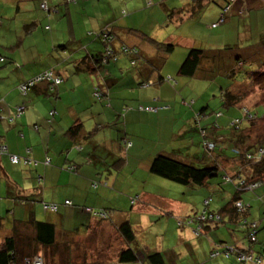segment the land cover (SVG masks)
<instances>
[{
	"label": "crops",
	"instance_id": "1",
	"mask_svg": "<svg viewBox=\"0 0 264 264\" xmlns=\"http://www.w3.org/2000/svg\"><path fill=\"white\" fill-rule=\"evenodd\" d=\"M54 1L52 0L53 3ZM144 1L126 0L123 5L128 8L125 18L120 15L123 7L117 0H78L76 5L67 6L57 3L63 11L61 19L64 17L66 29V32L58 36V29L55 27L60 19L55 13L48 17L40 12L42 0H0V49L5 47L2 55L0 54L4 57L0 61V100L3 98L5 101L2 104L4 110L21 102L26 105L20 117L0 124V135L10 152L28 154L31 159L38 161H42L45 156L50 157L48 165L38 163L27 167L13 165L5 155H0V243L13 233V227H17L18 237H23L20 244L27 238L32 242L33 220L46 221L53 223L56 231L58 248L54 249L52 261L65 260L68 264H73L79 254H83L80 259L85 255L89 256L91 252L94 254L91 250L94 248L97 249L94 262L104 264L110 259L100 258V248L104 246L106 253L107 248L116 247L115 239L121 247L131 245L117 230L121 222L128 221L133 228H142L153 221L154 217L163 216V212L177 214V221L183 222L188 216L194 219L200 213L198 207L201 203L196 199L213 197L215 193H219L224 208L235 196L232 186L222 185L218 178L209 180L203 186L182 185V192H177L180 188L166 182L170 180L157 178L148 172L150 161L156 154L170 155L188 163L193 159L202 163V166L213 165L214 159L207 158V155L200 158L199 150H192L185 138L187 135L195 137L193 133L198 134L195 114L199 110L192 107L193 100L182 97L178 91L176 93L172 88L174 85L170 86L161 76L181 75L178 68L191 46L207 49V56L202 59L191 79L195 76L213 77L214 69L219 67L226 75L236 64L242 62L243 66L246 62H252L245 55L247 53L251 57L250 50H240L238 46L241 44L237 45V41L231 43L233 47L229 44H223V48L208 46L207 42L214 37L220 39L221 33L215 34V27H210L211 25L205 28L206 26L194 24L197 15L210 6L213 8H210V13L205 14L204 19L214 22L221 7L229 0H202L204 7L197 9L194 15L186 13L181 19L172 21L166 19L170 10H190L191 0H151L149 8L144 6ZM214 2L216 4L212 5ZM263 5L264 0H232L229 8L232 16L228 18L226 15L225 21L232 22L233 15H238L237 24L241 26L237 28L236 39L243 44L255 38L254 30L257 31V25L253 26V23L258 24V8ZM96 7L99 10H87ZM46 25L54 29L47 30ZM106 26H110L114 32L116 48L122 43L138 48L135 64L131 65L130 58L125 54H120L116 61L105 65L93 60L92 55L101 50L102 44L88 40L84 33ZM76 27L81 29L82 41L73 36ZM11 30L14 32L13 37L8 34ZM133 30L140 31V34ZM203 32L205 34L201 35ZM147 36L159 42L174 44L163 62L162 54L147 40ZM42 39L46 46L40 48L38 44ZM59 41L62 45H59ZM84 45L88 48V53ZM252 46L257 51V42ZM237 55L241 56V61L235 60ZM242 56H245L244 61ZM16 62L19 65L15 69ZM261 65L259 63L258 67ZM46 68H53L63 79L57 91L49 92L45 83H39L25 97L20 96L16 85ZM252 70L257 71V67ZM96 86L103 92L100 99L93 95ZM244 97L239 101L240 106L243 105ZM207 108L208 103L202 108L206 111L203 110L205 114L200 117L198 126L205 128L209 140L215 139L216 143L227 140L232 135L225 137L211 127L210 123L215 119ZM52 109L55 113L50 115L49 111ZM167 119L182 122L175 133V121L171 122L172 131L168 142L163 137ZM223 122L220 126L227 124ZM76 123L80 125L71 133L70 127ZM125 140L130 141L126 147ZM120 158L123 161L117 164ZM228 161L218 163L219 169L234 174L236 169L241 168L239 160ZM71 164L76 169L66 170L65 166ZM124 167L126 177L118 187L117 173L123 171ZM19 175L22 176V181L18 180ZM37 177H41L42 184ZM104 180L106 183L111 182L113 187L91 185L94 181L101 183ZM133 180L137 182L133 184ZM162 186L164 188L160 191H154V188ZM205 187L209 188V192ZM116 188L137 196L133 204L129 201L130 195L126 197L130 205L128 211L117 209L115 201L118 198L124 199L125 195ZM174 188H177V196L173 195ZM188 196L193 197V201L197 203L187 200ZM239 199L249 206L245 217L259 222L257 242L252 247L264 254V183L253 190L241 189ZM65 200H70L71 205H63ZM110 200H114V203H108ZM42 202L57 203L59 208L56 212L43 210ZM85 207L106 210L107 218L92 216L84 210ZM222 207L216 211L210 208L208 210L222 212ZM222 214V221L201 224L203 234H206V252L207 249L224 244H234L239 248L248 244L246 227L241 224L237 211L230 213L225 210ZM220 224H224L226 230L220 228L223 231L215 232ZM179 227L177 238L182 251H185V247L194 246L197 249V244L190 242L193 230L185 228L187 225L183 224ZM92 230L95 234L90 233ZM113 232H117L118 236L111 240ZM216 233L225 238L226 242L221 241ZM41 248L43 247L38 245L40 254ZM159 248L157 250L162 253L165 264H177L174 262V250L164 252ZM145 250L143 254L153 249L146 247ZM63 256L64 259H60ZM205 257L208 260L204 264H251L236 261L233 256L225 258L218 255L209 258L206 254ZM115 261L113 263L118 264V257Z\"/></svg>",
	"mask_w": 264,
	"mask_h": 264
},
{
	"label": "trees",
	"instance_id": "2",
	"mask_svg": "<svg viewBox=\"0 0 264 264\" xmlns=\"http://www.w3.org/2000/svg\"><path fill=\"white\" fill-rule=\"evenodd\" d=\"M78 0H64L59 5H76ZM42 2H45L43 0ZM151 0H145L144 6L146 8L151 7ZM41 4V3H40ZM66 4V5H65ZM232 0H229L226 2L224 7L231 6ZM59 5H52L51 7H47V15L50 16L53 13H57L56 15L59 17L60 21H57L55 29H58L59 25H64L63 22H61V15H58V13L63 11L59 8ZM205 4L202 3V0H191L190 2V10H170V12L167 14V21L169 20H179L184 16L186 13H188L189 16L194 15L198 10L202 9ZM41 6V5H40ZM223 7V8H224ZM43 7L42 9H44ZM222 8L221 12L223 14L224 20L226 19V11ZM198 9V10H197ZM197 10V11H196ZM44 11V10H43ZM122 17H126L127 11L122 8V12L120 13ZM176 14L178 16H176ZM165 19V20H166ZM220 19V16L218 17ZM223 20V21H224ZM219 21V20H218ZM217 20L215 22L211 23V27H215L219 22ZM214 23H217L216 25H212ZM50 25V24H49ZM46 25L45 29H52L51 26ZM54 29V28H53ZM26 30V29H25ZM81 29L76 27L74 28L73 36L74 38H77L78 41H82V34L80 33ZM103 32H106L108 36H103ZM133 32H137L140 34V31L133 30ZM84 36L88 37V40L95 41L96 43L100 42L101 50L98 51V53L93 54L92 58L96 62H98L100 65H105L109 62L116 61L120 54L127 55L129 59V63L131 65L135 64L138 59L139 50L136 46H128L126 44H120L119 48H116L114 44L115 35L110 26L101 27L98 29H91L87 30V32L84 33ZM147 40L150 41V43L155 47L156 50L159 51V53L162 54V62L167 58L168 54L172 51L174 48V44L172 42H166V41H156L150 37L147 36ZM257 51H260L262 53V60L259 62L261 67L259 68L257 66V71L249 70L246 72H240V68H238L241 63L236 64L235 68H232L230 72L227 75L230 79V84L227 87L221 88L220 98L221 103L224 107H231V106H237L239 105V101L241 98L244 97L243 90H241V87H244L241 85L242 83L245 84L246 82L258 83L260 82L261 78L264 77V52L261 51L262 48H264V28L260 27V31L258 32L257 36ZM60 43V41H59ZM99 44V43H98ZM58 45V44H56ZM59 45H62L61 43ZM64 45V44H63ZM66 45V44H65ZM247 44L245 47L248 48L251 52H255V49H252L254 46V43L251 45ZM241 46H238V48ZM134 48V49H133ZM85 51L88 53V48L86 45H84ZM236 49V48H235ZM109 51V52H108ZM135 51V52H134ZM207 49L191 46L189 47L185 57L183 58L182 62L180 63V66L178 68V72L181 75L192 77L195 72L198 70L199 65L207 55H206ZM108 52V53H107ZM250 53V52H249ZM241 61V56L235 58V60ZM4 57L1 56L0 61H3ZM244 61V60H243ZM244 65V64H243ZM51 72L55 77L59 78L58 82H49L44 80L34 81L32 85H29L25 92H22L20 90V85L22 83H26L29 80H35L36 77H38L40 74H43L44 72ZM169 75L161 76V79L165 82L173 85L176 83L175 80L167 79L166 77ZM63 79L62 77L54 71L53 68H46L44 70H41L40 72L30 76L29 78L24 79L23 81L19 82L16 85L17 91L20 96L25 97L28 92L34 88L39 83H45L47 85V90L49 92H56L59 85L62 83ZM145 84H147L145 82ZM233 86V88H232ZM240 88V89H239ZM234 90V91H233ZM93 95L95 98L100 99L103 95V92L99 89L98 86H96L93 90ZM4 99L1 98L0 100V124L2 122H12L16 118L20 117L22 113L24 112V109L26 105L24 103H19L17 105H14L12 108H8L4 110L2 107V104H4ZM259 102L253 103L254 105H239L238 107L241 108L242 111V117H236L233 118L231 123H229L230 128L235 131L231 133V137L228 138L230 140V145L227 148V151L222 148H218V145L216 143V140H209L205 133V128L198 126V121L202 115L205 113L203 112L204 107H201L198 109L199 111L196 112V123L198 127V131L203 137L201 139V144L204 149V153L207 155V158L214 159L213 165L209 166H195L188 162L181 161L180 159H177L170 155H164V154H156L150 161V164L148 166V172L151 175L161 177L168 179L170 181H173L178 184L182 185H188V184H195L197 186H203L208 183V181L214 177L217 176L220 173L219 164L224 161H232V160H239L241 165L238 169H236V172L234 174H228L223 171L219 176H221V179L223 181V184H229L232 186V188L235 190V196H233L232 200L230 201V204L222 207L220 211L224 212L225 210H228L230 213L237 211V214L240 215V221L241 224L246 227V240L248 242L247 246L243 248L237 247L234 244H224L220 245L221 247H213L210 252H208L209 258L216 257L218 255L224 256L225 258H229L233 256L236 261L239 262H247L251 264H257L252 259L248 260H238L237 259V252H248L249 250L253 251V257L260 256L261 263L264 264V254L263 252H257L254 250L252 245H254L257 242V232L259 228V222L257 220H249L245 217V213L247 212V208L249 207L248 204L244 203L242 200L239 199V192L243 188H248L249 190H253L254 188H257L258 185H262L264 183V123H259L258 120L263 119L264 120V114L259 117L257 112H253L251 108L254 106H262L264 109V104ZM264 102V100L262 101ZM21 106V111L17 110V107ZM206 111V110H204ZM221 111V110H220ZM218 111L216 113H212L214 117V121L210 123L211 127L215 129H219L220 125L218 124V118L221 116V112ZM210 113V111H208ZM55 113V110L52 109L49 111V114L52 115ZM251 115V117H249ZM237 120V121H234ZM243 122H246V126L241 128V124ZM79 123H76L72 125L70 128V132L74 133L76 128L79 127ZM36 126V125H35ZM34 126V127H35ZM222 134V133H220ZM225 141V140H224ZM223 141V142H224ZM221 142V140L219 141ZM130 144V141L125 140V147ZM4 146L6 149V152L0 153V155H5L7 159L9 160L8 153L15 154L18 158V161L15 163H12L10 160L9 162L13 165H25V166H31V165H37L38 163H43L44 165L50 164V157L45 156V158L42 161H38L35 159H31L28 154L26 155H19L13 152H10L8 150V147L6 143L4 142L3 136L0 135V147ZM76 146V145H75ZM218 148L219 155L213 156V152L215 148ZM227 159H225V158ZM123 159L120 158L117 160L118 163H122ZM228 161V162H230ZM124 163V162H123ZM219 163V164H218ZM222 164V163H221ZM65 169L68 171H74L75 165L71 164L68 166H65ZM37 180L40 184H42L41 177H37ZM132 181V180H131ZM137 181L133 180V184H135ZM102 184L103 186H106L107 183L105 181L96 182L94 181L91 185L93 187H96L97 185ZM23 199V198H22ZM137 200V196H130L129 201L131 204H133ZM25 202L26 200H21V202ZM207 201V202H206ZM211 202V197H206L203 199V209L202 212H200L196 217L190 218L188 216L187 220L185 219L183 222L177 221V225H189L191 223H195L193 233L196 236H199L203 233L202 229V223H205L207 221H222L223 214L222 212H213L208 210V205ZM239 203V206L237 205ZM63 205H71L70 200H65L63 202ZM234 205V206H233ZM51 206H54L55 208H51ZM42 208L43 210L50 211V212H56L59 208V204L54 202H42ZM230 208V209H228ZM84 210L91 214L92 216L105 219L107 218V212L106 210H93L91 207H85ZM239 212V213H238ZM204 214L203 219H199V217ZM209 214L212 216L209 217ZM1 219V218H0ZM33 229H34V235L30 239L32 242H29V238L25 240V242L19 243L22 239H19L17 234V227H13V233L10 236H6L3 241L0 243V264H24V260L26 258L33 259L35 257L41 258V263L45 264L48 260L45 261L43 253H38V245L42 246L43 248L52 247L57 250V238H56V231L53 223H48L46 221L41 220H33L32 222ZM117 230L119 234H121L128 244H130L134 238V229L132 225L128 221H123L117 226ZM253 236V239L251 237ZM33 243V244H32ZM229 248H233V252H227ZM216 252V254H214ZM54 254V251H53ZM43 256V257H42ZM143 260V261H142ZM138 263V264H165L164 257L162 253L159 250H151L148 253H144V259L143 257L140 258L139 255H137L136 250L131 247V245H127V247H122L121 250L118 253V263ZM97 264V263H96ZM198 264V263H196ZM204 264V263H199Z\"/></svg>",
	"mask_w": 264,
	"mask_h": 264
},
{
	"label": "rangeland",
	"instance_id": "3",
	"mask_svg": "<svg viewBox=\"0 0 264 264\" xmlns=\"http://www.w3.org/2000/svg\"><path fill=\"white\" fill-rule=\"evenodd\" d=\"M63 1L64 0H58V1L55 0L54 3L55 4L62 3ZM99 1H101V0H99ZM114 1L115 0H113V2ZM117 1H118V4H121V6L124 9H126V11H128V8L123 6L124 2H126V0H117ZM54 3L52 2V0H47L46 1V6L47 7H51L52 5H54ZM105 3H107V2H105ZM41 4H42V2H41ZM100 4L102 6H104L103 2H101ZM215 4L216 3L214 2L212 5H215ZM225 4H226V2H225ZM225 4L221 7L219 15L222 13L221 10L225 6ZM7 5H8V3H7ZM47 7L42 9L43 7L40 6V9H39L40 12H42V14H44L45 16L47 15V13H46ZM97 8L98 7H96L95 9L89 8L87 10L91 9V12H92L94 10H96V11L99 10ZM210 8H213V6H210L209 9L205 8L199 15H197V19L196 20L198 22L196 21V23H194V24H197V26L199 24V25H201L203 27L206 26L205 28H209V26L211 25V21L207 22L208 18L206 20L204 18L206 16L205 14L210 13ZM258 9H259V12H260L259 13V19H258V24L257 23H253V26L257 25V31L254 30L255 31V35H256L255 38H253L252 40H247V42H244L245 44H243L242 41H239V40L236 39V37H237V35H236L237 34V28L239 27L240 24H237V21L239 19L238 15L234 14L232 22L231 21L229 22L228 20L227 21L224 20V21L219 22L215 26V34L221 33L219 35L220 39L219 38H215V37L211 38V39H215V40H211L210 39L208 41V39H207L208 46H213V47H217V48H223V47H225L223 44H229L230 46H232L231 43L237 41V43H238L237 45H240V44L243 45V46H241L240 50L245 51V50L248 49V48L245 47L247 44L251 45L252 43L258 42L257 41V36H258V32L260 31V27L264 28V5L261 6L260 8H258ZM229 11H230V9H228L226 11V15L228 16V18L232 16V14L229 13ZM58 15L63 16L64 14L62 12H60V13H58ZM218 17L219 16H216V20L217 21L219 20ZM63 18L61 20H63ZM122 18H125V17H122ZM213 19H215V18H213ZM62 22L64 24L65 21L63 20ZM57 31H58V36H61L62 33L66 32V29H65L64 25H59ZM21 33H23V30H21ZM104 33L105 32H103V34ZM8 34H9L10 37H13L14 32L11 30L10 32H8ZM202 34H205V32L201 33V35ZM224 41H225V43H224ZM56 42H58V41H56ZM38 46L40 48L45 47L46 46L45 40L42 39V41L38 44ZM130 46H133V45H130ZM4 49H5V47L3 48V50ZM3 50L0 49V54L1 55L4 52ZM261 51L264 52V48H262ZM249 52L251 53V57L247 53H245V55L247 57H249L248 59H250L252 62H246L245 65H243V66L241 64L238 67V68H240V72H246V71H249V70H252V69L256 68L258 66L259 62L262 60V53L260 51H255L254 53L251 52V51H249ZM1 55H0V58H1ZM242 57H243V60H244L245 56H242ZM253 57H255V58H253ZM14 65H15V69H16L19 64L16 62ZM219 69H220V67L214 69L213 77H206V76L199 77V76H195V77H193L191 79L190 77H187V76H184V75L167 74L173 80L176 81L174 86H172L173 83L171 85L169 83L168 84L170 86H172V88H174L176 90V93L180 92V95L182 97H185L186 99L193 100L194 103H193L192 107H194L197 110L200 109L201 107L206 106V103H208V108L207 109L210 112L213 111L214 113H216V112L221 110L220 112L222 113L221 114L222 117H220L218 119V123L220 125L221 122L224 121L223 123L224 124L227 123V124L225 126H220V128L217 129V131L219 133H222L225 137H229L230 134L235 132V131H233L230 128V126H228V125H230L229 123H231L233 118L242 117V111H241V108H238L236 106H231V107L228 108V107H224L222 105L221 98H220L221 96H220L219 92L221 91V88L227 87L230 84V79H229V77H227V75L222 73ZM261 69H264V68H261ZM174 70L176 72L177 71V67L174 68ZM204 74H206L205 70H204ZM177 78H179L180 80H178ZM187 80H189V81L186 83ZM241 85L244 86V87H241V90H243L242 92H243L244 96H246L242 100V104H244L246 106L254 105L253 103L259 102V101H261L260 103L264 104V102H262L264 100V77H262L260 82H258V83L257 82L253 83V81H251V82L250 81L249 82L245 81V84L242 83ZM251 109H252L253 112H257L259 117H261L264 114V109L260 105L259 106H254ZM173 121H175V120H170V119L165 120V123L167 124V126H166V132L163 135V137L165 138L166 142H168L167 140L170 138V131H172L171 125H172ZM259 123L263 124L264 120L263 119L258 120V124ZM181 124H182L181 120H180L179 123H177V121H175L174 133L177 132V130L181 126ZM243 126L244 127L246 126V122H243L241 124V128ZM193 134H194L195 137H193V135H191V136L187 135L185 138H186V140L189 141V146L191 147V149L195 150V151L199 150L200 158H203L206 155L204 153V149H203L202 144H201V139L203 137L201 136V134L199 132H198V134H195V133H193ZM179 139H180V141L182 140L181 138H179ZM230 144H231L230 140H228V139L225 140L224 142H217L218 148L222 147L225 150V152L227 151V148L229 147ZM218 148L216 147L214 149L213 156L219 155ZM190 164L195 165V166H202L203 165L202 163H198V162L194 161L193 159L190 160ZM127 170H129V168ZM222 171L223 170H220V173L217 176H214L210 180L214 181L216 178L221 179V176H219V175L222 173ZM126 173H127V171H126L125 167H124L123 171H120V172L117 173L118 180H119L118 181V187L121 186V183L123 182L122 179L124 177H126L125 176ZM18 180L22 181V176L19 175L18 176ZM161 180H164V179H161ZM104 181H106V180H104ZM166 182H170L171 184H173V186H177L178 188H180V191H177V192H182V190H181L182 184H178V183L171 182V181H166ZM220 182L223 185L222 179H221ZM99 185L103 186L102 184H99ZM111 185H112L111 182L109 183V181H108L106 186L111 188V187H113ZM163 188H164V186H162L160 188H154V191H160ZM116 189L118 191H123L122 194L125 195L124 199L118 198L115 201L117 209L128 211L129 208H130V205L128 204V200H127L126 197L129 196V195L130 196H132V195L130 193H128V192H125V190H123V189H118V188H116ZM173 190H174L173 191V195L177 196V192H176L177 188H174ZM206 191L209 192V188H206ZM187 200L193 201V197L188 196ZM196 200L198 201V203H201L200 206L198 207L199 211L201 212L202 208H203L202 207L203 199L200 198V199H196ZM103 202H104V200H103ZM108 203H114V200H110ZM193 203H197V202L193 201ZM220 207H222L221 200H220V194L219 193H215V195L213 197H211V202L209 204L208 209L210 208V209H214V211H216ZM156 208H160V207L156 206ZM193 208H194V206H193ZM93 210H96V209L94 208ZM176 215L175 214L169 215L168 213H164L163 212V216L154 217L153 221H151L148 225H146L144 227L142 226V228L134 227L133 229H134L135 238L130 243L131 247H133L136 250L137 255H139L140 258L143 257V259H144L143 250L146 251L145 250L146 247H148L149 249H153V250H155V249L157 250L160 247L161 249H163L164 252H165V250H169V249L174 250L176 252V256H175L174 262H177V264H196V263L199 264V263L207 262L205 260H208V259L205 256H206V254H208L209 249H207V252L204 249V243L206 242V234L205 233L204 234L202 233L199 236H196L193 233V239L190 242L193 243V244H197V247H198L197 249L194 248V246L191 247V248H186L185 247V249H184L185 251H182V248L179 246L180 240L177 238L178 234H179V231H180V227L177 225V216ZM178 215L181 218L184 217V216L180 215L179 213H178ZM120 217H122V216L120 215ZM120 217H118V218H120ZM185 219L187 220V218H185ZM185 228L194 229V225H192V223H191ZM220 228H223L224 230H226V226L224 224H220V226L217 229H215V232L217 230L218 231L219 230L223 231V229H220ZM95 230H97V228ZM181 230H183L182 227H181ZM91 232L93 234H95V232L93 230L90 231V233ZM117 234H118L117 232L111 233V240H113L114 237H117L118 236ZM216 235L218 236V238L221 241L226 242L225 238L221 237L218 233H216ZM22 238H19V239H22ZM115 241L117 242V243L114 242L116 244V247L112 246V249L111 248H107V252L106 253H104V250H105L104 246L102 248H100V251H101L100 252V258L107 259V260L110 259L109 261L104 262V264H114L113 262L116 263L115 259L118 257V253H119V251L121 250L122 247L118 243L117 239H115ZM105 246H106V244H105ZM192 248H194V249L192 250ZM40 250L43 253L45 260H48L45 264H68L67 261H65V260H61V261H58V262L52 261L53 260L52 257H53L54 248L48 247V248H44V249L41 248ZM91 250L94 251V254H92V252H91V254L89 256L85 255L82 259H80V257L83 254H79L78 258L76 259L75 263H73V264H94V263H96V262H94V260H96V258H97V249L91 248ZM60 259H64V256L62 258L60 257ZM118 264H138V263L130 262V263H118ZM144 264H145V262H144Z\"/></svg>",
	"mask_w": 264,
	"mask_h": 264
},
{
	"label": "built area",
	"instance_id": "4",
	"mask_svg": "<svg viewBox=\"0 0 264 264\" xmlns=\"http://www.w3.org/2000/svg\"><path fill=\"white\" fill-rule=\"evenodd\" d=\"M41 7H45L46 8V5H45V3L44 2H42V4H41ZM229 8V6H227V7H225L224 8V10L226 11L227 9ZM224 20V17H223V14H221L220 15V19H219V21L218 22H221V21H223ZM217 23H214V24H212V25H216ZM103 34V33H102ZM103 36H108V34L105 32L104 34H103ZM134 49V48H133ZM109 52V51H108ZM107 52V53H108ZM135 52V51H134ZM167 79H171V77L170 76H167L166 77ZM39 80H44V81H49V82H58L59 81V78L58 77H55L54 75H53V73H51L50 71L49 72H44L43 74H40L38 77H36L35 78V80H29L28 82H26V83H22L21 85H20V90L22 91V92H25V90L27 89V87L29 86V85H32L33 83H34V81H39ZM21 109H22V107L21 106H19V107H17V110L18 111H21ZM249 117H251V115H249ZM234 121H237V120H234ZM4 153V152H6V149H5V147L4 146H1L0 147V153ZM8 157H9V160L12 162V163H15V162H17L18 161V158H17V156L15 155V154H11V153H8ZM207 202V201H206ZM237 205L239 206V203H237ZM51 208H55L54 206H51ZM210 216H212L211 214H209V217ZM204 218V214H202L200 217H199V219H203ZM251 239H253V236L251 237ZM234 251V249L233 248H229L228 250H227V252H233ZM237 253V259L238 260H248V259H252V260H254V262H256L257 264H260L261 263V258H260V256H255V257H253V251L252 250H249L248 252H239V251H236ZM214 254H216V252H214ZM24 264H42L41 263V260H40V258H34V259H29V258H26L25 260H24Z\"/></svg>",
	"mask_w": 264,
	"mask_h": 264
},
{
	"label": "clouds",
	"instance_id": "5",
	"mask_svg": "<svg viewBox=\"0 0 264 264\" xmlns=\"http://www.w3.org/2000/svg\"><path fill=\"white\" fill-rule=\"evenodd\" d=\"M44 3H45V2H44ZM45 5H46V3H45ZM229 8H230V7H229ZM221 14H222V13H221ZM221 14H220V15H221ZM220 15H219V16H220ZM35 258H37V257H35ZM38 258H40V257H38ZM33 259H34V258H33ZM40 260H41V258H40Z\"/></svg>",
	"mask_w": 264,
	"mask_h": 264
}]
</instances>
